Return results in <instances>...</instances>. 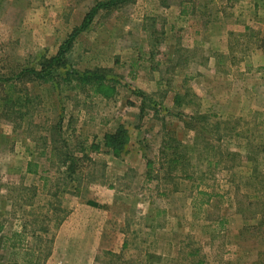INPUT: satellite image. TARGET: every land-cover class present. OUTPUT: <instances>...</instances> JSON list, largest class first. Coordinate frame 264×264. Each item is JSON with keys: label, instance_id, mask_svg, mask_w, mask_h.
Segmentation results:
<instances>
[{"label": "rangeland", "instance_id": "1", "mask_svg": "<svg viewBox=\"0 0 264 264\" xmlns=\"http://www.w3.org/2000/svg\"><path fill=\"white\" fill-rule=\"evenodd\" d=\"M94 1L0 0V75L55 55ZM181 1L100 10L48 80L10 89L22 115L0 118V264L264 253V0H191L185 15ZM96 68L100 85L64 74ZM118 125L129 140L112 155L102 137ZM50 139L81 169L69 177Z\"/></svg>", "mask_w": 264, "mask_h": 264}, {"label": "trees", "instance_id": "2", "mask_svg": "<svg viewBox=\"0 0 264 264\" xmlns=\"http://www.w3.org/2000/svg\"><path fill=\"white\" fill-rule=\"evenodd\" d=\"M130 1L131 0H95L93 6L87 12H85L80 25L72 29V31L69 33L67 38L60 45L59 50L55 55H53L49 59H46L43 62L41 61L38 68L26 67L19 72H10V74L8 75L6 74L2 76L0 75V89H2L1 86H4V90H5L3 95H2V91L0 90V118L8 119L11 122H15L19 118V116L22 115L20 108L22 94L20 93H22L23 91H19V92L17 91L18 94L16 98L12 96V93H10L11 88H13V92L16 91L15 88L16 83L20 81L31 82L34 80H40V81H44L46 79L48 80V77L53 75V69L61 66L64 60L63 56L70 47L75 36L78 33L85 31L90 27L93 18L100 10L103 9L110 11L111 9L117 6L128 3ZM190 1L191 0H182L180 2V6H181L179 10L180 14L185 15L189 13L187 10L188 8L187 5L190 6L191 4ZM258 41H259L258 47L261 48L264 53V35L261 36ZM104 72H107V70L96 68L93 71L80 74L75 71H70V69H66L64 74L68 76L67 78L68 82H72V76H75L76 79L78 80H83L84 82L90 84H92L93 82L100 85L101 82L106 79ZM24 75L27 76L24 77ZM24 90L30 91V88L25 86ZM55 125H56L55 127H57L58 131L60 132L61 129L59 128L60 124L55 123ZM128 140H129V136L126 129L122 125H118L114 131L104 133L102 137V145L106 149H108V151H110L112 155H119L125 149ZM49 142H50L49 153L54 154L56 156L57 155L61 156L62 154L63 159L58 158L60 160L59 163L61 166H64L65 171L69 173L68 175L69 177L70 175H73L76 170L81 169L79 166H76L75 164L77 159L74 158L73 152L72 153H70L69 151H63V153L56 152L59 146L61 145L64 146L66 144L65 139L63 140L61 145H59V142L54 139H50ZM171 155L174 156V152H172ZM83 157L90 161V158H88L85 154L81 155L80 160H83L84 159ZM175 160L176 159H174V161ZM37 171H38V163L34 161H28L25 167V172L30 174H36ZM202 194H208V193L202 192ZM205 202L207 203L208 199H205ZM149 256L151 258L153 257L159 258L157 256H152V255ZM250 264H264V253H261L260 257H258L255 261L251 262Z\"/></svg>", "mask_w": 264, "mask_h": 264}]
</instances>
